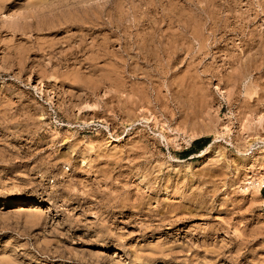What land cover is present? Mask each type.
I'll use <instances>...</instances> for the list:
<instances>
[{"label":"rangeland","instance_id":"374dc122","mask_svg":"<svg viewBox=\"0 0 264 264\" xmlns=\"http://www.w3.org/2000/svg\"><path fill=\"white\" fill-rule=\"evenodd\" d=\"M210 1L0 0V264H264V102L223 56L264 0Z\"/></svg>","mask_w":264,"mask_h":264},{"label":"bare ground","instance_id":"6f19581e","mask_svg":"<svg viewBox=\"0 0 264 264\" xmlns=\"http://www.w3.org/2000/svg\"><path fill=\"white\" fill-rule=\"evenodd\" d=\"M82 1V0H81ZM85 1V0H84ZM206 1V0H205ZM210 1V0H209ZM213 2H216L217 0H212ZM210 1V3L212 2ZM230 1V0H228ZM77 2V1H76ZM202 2V1H201ZM212 2V3H213ZM246 2V1H245ZM259 2V1H258ZM206 3V2H205ZM217 3V2H216ZM223 3V2H222ZM221 3V6L223 4H225V1L224 3L222 4ZM233 3V2H232ZM63 4V3H62ZM204 4V3H203ZM207 4H208V0H207ZM219 4V3H218ZM229 4V3H228ZM75 5V4H74ZM227 5V4H226ZM235 5V4H234ZM205 6V5H204ZM209 6V5H208ZM217 6V5H216ZM233 6V5H232ZM231 6V7H232ZM238 6V5H237ZM210 7V6H209ZM212 7V5H211ZM229 7V6H228ZM204 8V7H203ZM207 8V7H205ZM215 8V7H214ZM217 9V8H215ZM219 8V6H218ZM222 8V7H221ZM224 8V7H223ZM235 8V7H234ZM239 8V7H238ZM237 8V9H238ZM200 9V8H199ZM232 9V8H231ZM211 10V9H210ZM220 10V9H219ZM224 10V9H223ZM222 10V11H223ZM227 10V9H226ZM229 10V9H228ZM233 10V9H232ZM39 11V10H38ZM206 11V10H204ZM209 11V10H208ZM207 11V13H208ZM217 11V10H216ZM221 11V10H220ZM201 12V10H200ZM211 12V11H209ZM213 12V11H212ZM219 11H217L218 13ZM229 12V11H228ZM241 12V11H240ZM248 12V11H247ZM257 12V11H256ZM82 13V12H81ZM198 13V12H197ZM203 13V12H201ZM220 13V12H219ZM233 13V12H232ZM263 13H264V9H263ZM200 14V13H199ZM204 14V13H203ZM210 14V15H209ZM208 15L210 17H212V24L209 23V25L211 24L210 26V31L212 36H215L216 33H218L220 35L219 38H221L223 41H228L229 42V39L231 40H234V38H228L230 36L227 37V34L228 33H231L233 35V37H237L238 35H244L243 34V25H240V26H237V23L239 24L242 23L241 22V18H242V14L240 15L241 18L237 17L235 19V16L234 15V21L229 23L230 20H228V18H225V14H224V18L222 20L221 18V13L216 16L215 13L214 15H212L211 13H209ZM227 14V13H226ZM229 14V13H228ZM227 14V15H228ZM231 14V13H230ZM238 14V13H237ZM248 14V13H247ZM206 15V14H205ZM212 15V16H211ZM261 14L260 13H256V17H260L263 21V23H260V25H264V15L263 16H260ZM199 16V15H198ZM201 16V14H200ZM203 16V15H202ZM208 16V17H209ZM220 16V17H219ZM231 16V15H230ZM239 16V14L237 15ZM207 17V16H206ZM249 17V16H248ZM100 18V17H99ZM246 18V17H245ZM233 19V18H232ZM256 19V18H255ZM95 20V19H94ZM203 20V19H202ZM249 20V19H248ZM100 21V20H99ZM98 21V22H99ZM232 21V20H231ZM243 21V20H242ZM260 21V19H259ZM208 22V21H207ZM87 23V22H86ZM94 23V22H93ZM221 24L222 23V27L221 28H218L219 25L218 24ZM249 23V22H248ZM208 25V27H209ZM246 25V24H245ZM244 25V26H245ZM92 26V24H91ZM94 26V25H93ZM205 26V25H204ZM218 26V27H217ZM95 27V26H94ZM93 27V28H94ZM196 27V26H195ZM202 27V26H201ZM257 29V28H256ZM261 29V28H260ZM255 30V29H254ZM254 30H250V32L248 31V35L245 36L244 38H241L240 39V43L239 45H235V49L233 50H236L234 53L233 51L231 53H229L230 51L228 52H223L224 53V57L226 59V65H228V69H231V71H229L226 75H224V77L226 76L227 77V80H225L226 83H229V86L231 84V86L234 88L235 90V86H237L239 83V81L241 80H245L247 78H250L249 79V83L246 85V93H249V94H252L250 95V99L254 98L253 103H259V102H264V96L262 97L261 96V92L263 93L264 92V87H261L260 85L264 86V32L263 33H255ZM257 31V30H256ZM197 32V31H196ZM199 32V31H198ZM235 33V34H233ZM202 34V33H201ZM217 36V35H216ZM209 37V36H208ZM202 39V38H201ZM203 40V39H202ZM201 40V41H202ZM219 40V39H218ZM79 41V40H78ZM232 43V42H231ZM204 44V43H203ZM205 45V44H204ZM203 45V46H204ZM216 48H218V46H216ZM224 48V47H223ZM99 49V48H98ZM198 50V49H197ZM231 50V49H229ZM227 51V50H226ZM215 53V52H214ZM106 54V53H105ZM111 55V54H110ZM220 62V61H219ZM222 64H225V63H222ZM225 65V66H226ZM212 66V65H211ZM210 66V67H211ZM221 66H224V65H221ZM226 68V69H227ZM223 77V78H224ZM252 77V78H251ZM222 78V79H223ZM225 79V78H224ZM261 81H263L261 83ZM238 83V84H237ZM224 84V83H223ZM256 85V86H254ZM227 86V87H229ZM257 87H260L262 88L260 90V88L258 89ZM237 92V90H236ZM257 105H260L257 104ZM258 127V125H257ZM261 127V126H260ZM16 202V201H15Z\"/></svg>","mask_w":264,"mask_h":264},{"label":"trees","instance_id":"16d2710c","mask_svg":"<svg viewBox=\"0 0 264 264\" xmlns=\"http://www.w3.org/2000/svg\"><path fill=\"white\" fill-rule=\"evenodd\" d=\"M201 141H203V138L196 139V140H194L193 143H198V142H201ZM203 147H204V145L202 147H200V149L203 148ZM189 151H190L189 152L190 154L193 153V152H191L192 150H189Z\"/></svg>","mask_w":264,"mask_h":264}]
</instances>
